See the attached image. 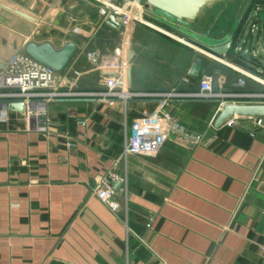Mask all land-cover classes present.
<instances>
[{
    "label": "crops",
    "instance_id": "crops-1",
    "mask_svg": "<svg viewBox=\"0 0 264 264\" xmlns=\"http://www.w3.org/2000/svg\"><path fill=\"white\" fill-rule=\"evenodd\" d=\"M21 1L0 4L36 22L0 7V68L33 39L78 47L55 76L64 88L93 90L114 74L90 63L95 53L125 63L134 90H192L202 69L212 75L218 64L231 70L217 80L222 90L264 93V34L254 70L239 56L215 58L147 7L127 32L102 22L95 0ZM201 14L192 29L212 36ZM41 25L57 33L43 39ZM155 109L153 102L53 101L47 127L28 132L20 114L8 113L0 122V264H264V119L234 117L215 129L218 105L175 102L166 112L176 128L158 155L124 157L133 121ZM103 178L113 185L108 206L94 194Z\"/></svg>",
    "mask_w": 264,
    "mask_h": 264
},
{
    "label": "built area",
    "instance_id": "built-area-1",
    "mask_svg": "<svg viewBox=\"0 0 264 264\" xmlns=\"http://www.w3.org/2000/svg\"><path fill=\"white\" fill-rule=\"evenodd\" d=\"M95 1L102 18L114 16L120 19L121 27L127 31L133 21L141 22L139 14L142 13L143 7L138 0H122L120 5H115L112 0ZM263 13V8L256 5L244 15L233 36L235 42L231 49L232 55L238 56L243 51L241 36L247 32L251 41L248 56L252 60L260 58L257 43L261 34H264V20L261 21L259 18ZM92 61L96 62L94 58ZM98 65L102 69L114 71V74L102 78L96 89L82 90L73 86L64 88L55 83L56 74L53 71L31 60L23 52H13L7 58L4 70L0 71V108L11 104H22L24 112L20 116L23 118L25 131L28 132L42 131L47 127L46 106L53 101H97L108 105L120 103L123 106L131 102H153L156 104L153 113H143L142 118L133 121L129 140L123 149L124 157L153 159L167 142L170 132L175 131L176 127L171 124L172 119L166 112V109L175 102L218 101L219 109L229 104L264 105V93L222 90L218 85L219 81L214 80L212 75H204L198 86L192 90L177 88L166 91L134 90L127 85L124 75L125 63H116L104 58L98 61ZM215 82L217 88L214 87ZM7 114V111L0 109V122L8 121ZM233 119L225 125L232 126ZM160 124L163 125L162 129L157 128ZM188 138L194 145L201 143L199 136ZM94 194L102 204L110 205L114 195L111 179H101Z\"/></svg>",
    "mask_w": 264,
    "mask_h": 264
},
{
    "label": "water",
    "instance_id": "water-1",
    "mask_svg": "<svg viewBox=\"0 0 264 264\" xmlns=\"http://www.w3.org/2000/svg\"><path fill=\"white\" fill-rule=\"evenodd\" d=\"M225 1L228 0H145V4L153 10V14L160 23L176 30L180 33V35L195 41L209 54L215 56V58H221L226 57L229 53H231L232 46L235 42L234 38H224L221 40L223 41L221 43L206 37L201 40V37L195 33L192 28L204 9ZM0 7L27 21L36 22L34 19L21 12L15 11L1 4ZM259 18L263 21L264 13L261 14ZM106 24L119 28L121 27L120 19H117L114 16H108ZM242 37L243 36H241V38ZM250 47L251 41L250 39H247L244 43L243 51L238 54L239 58L243 59L247 63H253V60L248 56ZM77 51L78 47L73 43H67L62 48L57 49L50 43L36 44L34 42H28L23 48V53L28 58L50 69L56 75L62 74L67 69ZM130 59L131 53L128 57V61H130ZM201 65V61L195 60L193 62V69L196 70ZM262 67L264 69V64ZM0 69L4 70V67H1ZM201 74L211 75V73H207L206 66L202 69ZM214 80H216V77ZM242 84L244 85V83ZM208 103L219 105L218 101H208ZM0 109L7 111L8 113L22 114L24 112V106L22 104H11L6 107L1 106ZM234 117L264 119V105H224L219 110V113L213 123V127L218 129Z\"/></svg>",
    "mask_w": 264,
    "mask_h": 264
},
{
    "label": "rangeland",
    "instance_id": "rangeland-1",
    "mask_svg": "<svg viewBox=\"0 0 264 264\" xmlns=\"http://www.w3.org/2000/svg\"><path fill=\"white\" fill-rule=\"evenodd\" d=\"M5 0H0V2H3ZM253 1L255 3H253ZM28 0H22L21 3H27ZM249 2V5L247 6ZM145 3V0H141V2L139 3L140 6L144 7V8H149ZM264 4V0H228L225 2H221V3H217L215 5H212L208 8H206L203 13L201 14V23L204 22L206 23V28L209 26H211L210 29V35L214 36V37H221L220 39H215L212 36L206 35L204 32H206V30L203 29H199L198 31L200 32V37L201 40H203L202 38H209V39H213L216 41H219L220 43L223 42L221 40H223L224 38L229 39L231 37H233L236 34V31L239 27V23L244 19V15L246 13H248L249 11H251L253 9L254 6H262ZM150 11L153 12V10L151 8H149ZM244 12L243 17L241 16L242 13ZM97 13H98V17L102 20V22L107 21V19H104L100 16L98 8H97ZM141 22H142V17H145V13H140L139 14ZM198 29V27H196ZM26 30V29H25ZM121 30H125V29H121ZM27 31V30H26ZM127 31V30H125ZM76 32V30H72L71 33L74 35V33ZM128 32V31H127ZM203 32V33H201ZM37 35L39 37H42L43 39L53 36L55 35L57 32H51L50 29H48L46 26L41 25V27L39 28V30H37ZM122 33V32H121ZM245 34H247V32H245ZM124 33L121 34V37H123ZM30 36V35H29ZM120 37V38H121ZM30 38V37H29ZM30 39L28 42H32ZM103 50H105L103 48ZM17 52V51H15ZM229 55H232V53H229ZM234 56V55H233ZM98 56L95 55V53H90L88 54V60L90 61L91 64H98ZM92 58H94L96 60V62L92 61ZM258 59H256L255 61H257ZM95 64V65H96ZM250 65L252 66V68L254 70L260 69L258 68L256 65H254V63H250ZM99 66V65H98ZM213 68L215 70H217L218 72H213V74L216 76L217 80L220 77V74L224 73L225 75L231 73V70L226 66H220L218 64H215V66L213 65ZM220 71V72H219ZM212 74V75H213ZM213 75V76H214ZM107 77V75L105 76ZM104 78V77H103ZM201 143H202V139H201Z\"/></svg>",
    "mask_w": 264,
    "mask_h": 264
}]
</instances>
